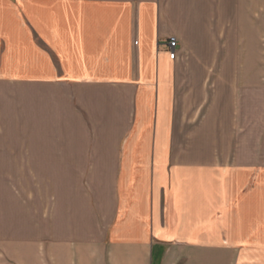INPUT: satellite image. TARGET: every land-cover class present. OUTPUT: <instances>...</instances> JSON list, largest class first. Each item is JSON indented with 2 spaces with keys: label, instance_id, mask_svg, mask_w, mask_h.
Listing matches in <instances>:
<instances>
[{
  "label": "crops",
  "instance_id": "crops-1",
  "mask_svg": "<svg viewBox=\"0 0 264 264\" xmlns=\"http://www.w3.org/2000/svg\"><path fill=\"white\" fill-rule=\"evenodd\" d=\"M255 28L264 0H0V264H264Z\"/></svg>",
  "mask_w": 264,
  "mask_h": 264
},
{
  "label": "rangeland",
  "instance_id": "rangeland-1",
  "mask_svg": "<svg viewBox=\"0 0 264 264\" xmlns=\"http://www.w3.org/2000/svg\"><path fill=\"white\" fill-rule=\"evenodd\" d=\"M237 46V47H236ZM233 47H236V51L239 54H243V58L239 59V64H241V66L243 67H254V69H258L259 73H261V71L264 72V29L262 28H255L254 29V43H237L234 44ZM225 49V45L222 44L221 45V51H224ZM248 55L247 59H244V55ZM249 56L252 57V59H249ZM178 57V56H177ZM254 82L255 85L256 84H261L264 83V75H259V76H255L254 77ZM257 89L255 88V92ZM241 94V97H239V100L241 99L242 103H243V110L245 109L247 103H249V105H252V100H253V107H261L264 104V98L262 96V94L260 93L259 96H256L254 94L253 99L250 97H247L245 94ZM249 110V109H248ZM80 174V178L79 181L81 180V182L79 183V185H84L86 187V185L88 183H86V174L84 176V173H79Z\"/></svg>",
  "mask_w": 264,
  "mask_h": 264
},
{
  "label": "built area",
  "instance_id": "built-area-1",
  "mask_svg": "<svg viewBox=\"0 0 264 264\" xmlns=\"http://www.w3.org/2000/svg\"><path fill=\"white\" fill-rule=\"evenodd\" d=\"M168 55L171 59L177 58V39L174 36L168 37Z\"/></svg>",
  "mask_w": 264,
  "mask_h": 264
}]
</instances>
